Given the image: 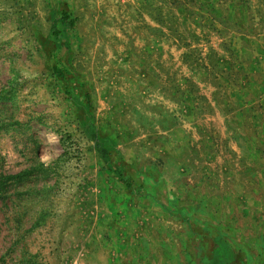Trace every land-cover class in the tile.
Here are the masks:
<instances>
[{"label":"rangeland","instance_id":"374dc122","mask_svg":"<svg viewBox=\"0 0 264 264\" xmlns=\"http://www.w3.org/2000/svg\"><path fill=\"white\" fill-rule=\"evenodd\" d=\"M39 6L0 0V264H264V67L197 50L158 66L159 117L83 131L48 101Z\"/></svg>","mask_w":264,"mask_h":264},{"label":"crops","instance_id":"0c3cea01","mask_svg":"<svg viewBox=\"0 0 264 264\" xmlns=\"http://www.w3.org/2000/svg\"><path fill=\"white\" fill-rule=\"evenodd\" d=\"M37 3L36 28L42 29L51 76L48 101L53 106L59 100L67 123L74 117L83 131L113 132L126 125L135 131L137 117H159V82L177 75L160 74L158 66L182 67L197 50L206 60L231 43L246 52L247 65L264 67V0ZM64 12L73 26L61 19ZM256 82L264 83V74ZM259 96L264 101V87Z\"/></svg>","mask_w":264,"mask_h":264},{"label":"trees","instance_id":"16d2710c","mask_svg":"<svg viewBox=\"0 0 264 264\" xmlns=\"http://www.w3.org/2000/svg\"><path fill=\"white\" fill-rule=\"evenodd\" d=\"M67 17H68L67 14L64 12L63 15H62V18H61V19H62L63 21H65V22L67 23L68 26H73V21H69V22H67V20H68ZM115 170H116V169H115ZM127 181H128V180H127Z\"/></svg>","mask_w":264,"mask_h":264}]
</instances>
